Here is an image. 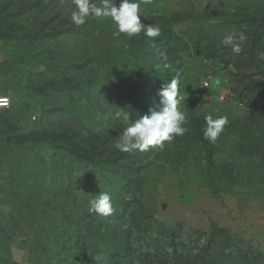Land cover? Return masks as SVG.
Returning <instances> with one entry per match:
<instances>
[{
	"label": "rangeland",
	"instance_id": "obj_1",
	"mask_svg": "<svg viewBox=\"0 0 264 264\" xmlns=\"http://www.w3.org/2000/svg\"><path fill=\"white\" fill-rule=\"evenodd\" d=\"M73 10L0 0V264H264V0L140 3L152 39ZM174 78L187 132L116 150ZM208 114L229 120L214 144ZM101 191L106 217L87 210Z\"/></svg>",
	"mask_w": 264,
	"mask_h": 264
},
{
	"label": "clouds",
	"instance_id": "obj_2",
	"mask_svg": "<svg viewBox=\"0 0 264 264\" xmlns=\"http://www.w3.org/2000/svg\"><path fill=\"white\" fill-rule=\"evenodd\" d=\"M152 0H140V3L149 4ZM140 3L136 0H72L74 10L71 13L72 22L84 25L89 18L97 20L110 19L113 26V36L125 35L128 38L143 35L149 39L160 35V27L154 24L141 22ZM246 39L243 33L228 34L222 43L230 46L231 52L239 54L242 51V42ZM239 41V42H238ZM179 79L174 78L161 89L160 106L151 108L149 114L132 121L124 127L114 148L119 152L128 153L133 150L148 151L151 147L163 148L165 142L171 143L177 136L187 132V116L180 108L178 99ZM207 87V85H205ZM221 99H223L221 97ZM118 118L130 120L129 114L117 113ZM229 123L227 116L213 118L211 114L205 116L206 127L203 129L204 139L216 143ZM88 212L97 216H109L113 213L112 199L109 193L101 191L97 196L88 201Z\"/></svg>",
	"mask_w": 264,
	"mask_h": 264
},
{
	"label": "trees",
	"instance_id": "obj_3",
	"mask_svg": "<svg viewBox=\"0 0 264 264\" xmlns=\"http://www.w3.org/2000/svg\"><path fill=\"white\" fill-rule=\"evenodd\" d=\"M35 5H36V3L34 2V1H32V4L30 5L31 6V8L32 9H34V7H35ZM18 6H19V8H20V5L18 4ZM50 8V5H49V2H47L46 1V8ZM17 10H18V8H17ZM16 10V11H17ZM16 13V12H15ZM17 16H18V13H17ZM19 16H20V14H19ZM44 16V17H43ZM47 18V16L46 15H42V13H38L37 14V16H36V21L37 22H42V21H45V22H47L46 20H48V18ZM46 19V20H45ZM7 96V95H6ZM10 97V96H9ZM5 108H7V107H5ZM74 255L72 254V253H69V254H66V257H65V260L63 261V264H70V262L73 260V259H75L74 257H73ZM61 264H62V261H61Z\"/></svg>",
	"mask_w": 264,
	"mask_h": 264
},
{
	"label": "built area",
	"instance_id": "obj_4",
	"mask_svg": "<svg viewBox=\"0 0 264 264\" xmlns=\"http://www.w3.org/2000/svg\"><path fill=\"white\" fill-rule=\"evenodd\" d=\"M11 104L10 97L5 95H0V108L9 107Z\"/></svg>",
	"mask_w": 264,
	"mask_h": 264
}]
</instances>
